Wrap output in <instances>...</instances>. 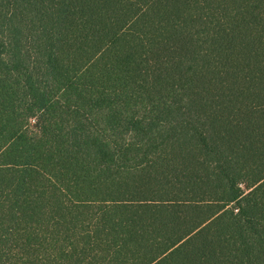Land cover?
<instances>
[{"label": "trees", "instance_id": "trees-1", "mask_svg": "<svg viewBox=\"0 0 264 264\" xmlns=\"http://www.w3.org/2000/svg\"><path fill=\"white\" fill-rule=\"evenodd\" d=\"M0 264H264V0H0Z\"/></svg>", "mask_w": 264, "mask_h": 264}]
</instances>
